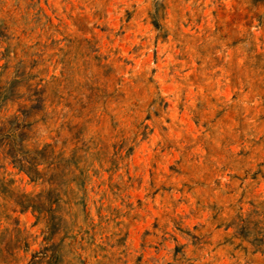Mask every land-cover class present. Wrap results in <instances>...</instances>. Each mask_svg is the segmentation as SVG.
I'll return each mask as SVG.
<instances>
[{
  "label": "rangeland",
  "instance_id": "374dc122",
  "mask_svg": "<svg viewBox=\"0 0 264 264\" xmlns=\"http://www.w3.org/2000/svg\"><path fill=\"white\" fill-rule=\"evenodd\" d=\"M0 264H264V0H0Z\"/></svg>",
  "mask_w": 264,
  "mask_h": 264
},
{
  "label": "trees",
  "instance_id": "16d2710c",
  "mask_svg": "<svg viewBox=\"0 0 264 264\" xmlns=\"http://www.w3.org/2000/svg\"><path fill=\"white\" fill-rule=\"evenodd\" d=\"M53 201L52 203L47 207V208H43V207H40V213L41 212H46L49 214V217L51 219V221L53 222L55 219H61V216H57V210L56 208H53V205L52 204H58L59 201H61L60 197H59V194H56L55 197H53ZM40 200H41V196H40Z\"/></svg>",
  "mask_w": 264,
  "mask_h": 264
}]
</instances>
